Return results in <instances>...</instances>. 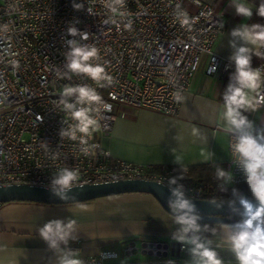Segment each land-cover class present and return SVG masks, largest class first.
<instances>
[{"label": "built area", "instance_id": "obj_1", "mask_svg": "<svg viewBox=\"0 0 264 264\" xmlns=\"http://www.w3.org/2000/svg\"><path fill=\"white\" fill-rule=\"evenodd\" d=\"M74 3L83 4V9L75 10ZM184 12L192 18L187 25L181 24ZM72 24L87 32L89 39L69 36ZM223 31L222 14L200 0H0V187L52 189L55 173L71 167L79 171L75 186L153 181L170 190L179 187L190 200H214L218 192L232 188L250 191L231 156L234 134L229 133L230 158L223 168L233 174L230 185L215 177L189 180L188 168L115 159L105 155L109 152L100 144L112 124L133 111L176 117L203 56L207 75L224 76L231 63L214 51ZM70 39L97 49L92 63L105 67L112 77L110 84L102 81L105 87L100 88L87 75L68 70L65 57ZM253 67L264 69V61ZM77 85L96 88L112 105L111 112L92 105L91 115L100 130L92 131L87 143H81L79 132L75 139L69 138L76 121L60 103L61 90ZM68 99L75 102V97ZM62 132L67 135L62 137ZM173 178L176 183L169 184ZM167 244V249L154 241L129 244L125 255L145 258L128 262H119L115 251L79 258L84 264H177L185 246Z\"/></svg>", "mask_w": 264, "mask_h": 264}, {"label": "crops", "instance_id": "obj_2", "mask_svg": "<svg viewBox=\"0 0 264 264\" xmlns=\"http://www.w3.org/2000/svg\"><path fill=\"white\" fill-rule=\"evenodd\" d=\"M214 6L223 16L224 31L215 44L214 51L222 59L235 49L231 47V30L242 23L255 22L236 15L230 0H200ZM240 42L237 41V47ZM254 58V56H253ZM257 63L258 56L253 59ZM207 58L202 57L199 68L184 93L178 115L169 117L147 110H137L130 117L118 118L109 134L100 139L101 146L112 158L142 166H170L191 168L197 166L223 167L228 162L229 133L223 130L222 74L207 75ZM248 119L257 130L264 129V110H249ZM194 129L198 132L194 133ZM53 219L76 220L75 231L67 247L79 251V257L95 256L102 251H115L119 262L143 259L145 256L125 255L127 245L154 241L174 243V219L148 194L134 193L96 199L71 205H45L13 202L0 208V264H57L59 250L48 248L40 238L38 229ZM223 225H200L197 233L201 240L211 241L224 264H236L225 243ZM215 230V231H213ZM190 235V234H189ZM180 251L185 263L191 264L185 245ZM177 264H179L177 262Z\"/></svg>", "mask_w": 264, "mask_h": 264}, {"label": "clouds", "instance_id": "obj_3", "mask_svg": "<svg viewBox=\"0 0 264 264\" xmlns=\"http://www.w3.org/2000/svg\"><path fill=\"white\" fill-rule=\"evenodd\" d=\"M121 3L124 0H120ZM231 7L236 15L250 19L253 16V6L249 0H230ZM83 4H73L75 10L83 9ZM255 13L264 18V0H260L255 7ZM182 25L191 22L187 12L183 13ZM223 24L221 25V27ZM68 35L88 40L89 34L81 32L74 24L67 29ZM230 35L231 47L235 49L229 59L234 64V71L230 74L229 83L222 94L223 130L234 134L235 139L230 141L231 156L234 158L239 170L242 172L244 182L247 184L252 197L250 200L242 193L234 190L236 198L230 203L229 208L240 216L234 224H225L223 232L225 243L233 254L236 264H264V129L257 130L253 121L249 120L247 113L264 106V69L253 67V56H261L264 53V24L242 23L234 27ZM237 41L240 45L237 47ZM69 52L66 54L67 68L73 74L87 75L92 81L97 82L100 88L105 87L102 81L112 82V77L106 72L105 67L99 63H92L98 55L94 47L87 44L81 45L74 39L68 40ZM60 95V103L66 112L76 121L75 131L70 139H75V132L81 133V143H87L92 131H99V121L91 115L92 105H102L105 112H111L112 105L105 102L96 88L90 86H65ZM75 97V102H69L68 98ZM177 101L179 96L177 95ZM79 105V107H78ZM99 111V108L97 109ZM198 132L194 129V133ZM67 133H61V136ZM87 154V153H86ZM109 155L110 153H104ZM182 178V177H181ZM177 178L169 181L175 184ZM216 179L225 185L234 183L233 174L223 168L216 169ZM79 181V171L76 168L61 167L51 181L53 195L62 200L75 199L68 193ZM222 190L223 189V186ZM175 200L168 201V208L175 216V222L180 225V235L174 236L182 244H189L191 264H224L217 251L212 247L211 241L201 240L199 235L200 225L197 221L201 218L196 212L195 204L185 198L181 189L171 190ZM239 203L240 208L235 207ZM76 220L69 219L67 223L60 219L46 222L38 229L39 236L46 242L48 248L58 252L57 264H84L79 258V251L61 248V244L67 245L69 238L75 239L72 233L75 231ZM215 231V230H213ZM192 234V235H189Z\"/></svg>", "mask_w": 264, "mask_h": 264}, {"label": "water", "instance_id": "obj_4", "mask_svg": "<svg viewBox=\"0 0 264 264\" xmlns=\"http://www.w3.org/2000/svg\"><path fill=\"white\" fill-rule=\"evenodd\" d=\"M148 194L152 196L161 208L175 219L174 214L168 208V201L171 198L175 200L172 195V191L153 181H119L115 183L98 184V185H83L75 186L68 193L69 196L75 197V199L62 200L60 197L53 195L51 189H45L42 187H34L28 185H13L0 187V204H7L13 202H26V203H39L45 205H71L90 202L96 199L118 196L124 194ZM190 200V199H188ZM253 203H255L254 199ZM195 204L196 212L200 215V219L197 221L199 225L213 224V225H225L234 224L238 219L233 217H239L234 213L229 205L232 201H220V200H190ZM235 207H240L239 203ZM161 246V244H158ZM164 249L168 248V244H163ZM174 245H171V252H174Z\"/></svg>", "mask_w": 264, "mask_h": 264}, {"label": "trees", "instance_id": "obj_5", "mask_svg": "<svg viewBox=\"0 0 264 264\" xmlns=\"http://www.w3.org/2000/svg\"><path fill=\"white\" fill-rule=\"evenodd\" d=\"M257 56H254L253 59H255ZM264 61V55L258 56L257 63L252 62V65L255 66L259 62ZM234 71V64H231L228 68V70L224 74V79H223V92L226 89L227 84L229 83V77L230 74ZM217 168H223V167H208V166H197V167H191L188 168V178L189 180H194V181H208L211 177L216 178V169ZM187 178H184V182L187 181ZM234 190L236 192L239 190L240 193L245 195L247 198H253L252 194L248 190H240L238 188H232V189H227L225 191L218 192L217 195L214 197V200H220V201H233L236 196L234 195ZM4 205V204H2ZM235 219H240L239 217H233ZM208 226L215 227L216 225L213 224H208ZM219 226V225H218Z\"/></svg>", "mask_w": 264, "mask_h": 264}, {"label": "rangeland", "instance_id": "obj_6", "mask_svg": "<svg viewBox=\"0 0 264 264\" xmlns=\"http://www.w3.org/2000/svg\"><path fill=\"white\" fill-rule=\"evenodd\" d=\"M256 4H258L259 5V3H260V0H253ZM254 23H261V24H264V18H262V17H259L258 15H256V17H255V22ZM259 51H260V49H259ZM238 193H240L239 192V190L237 191ZM174 219V218H173ZM174 222H175V219H174ZM177 223L175 222V225H176ZM203 225H207L208 226V224H203ZM216 227H218V225H216ZM174 231H175V234H180L179 233V231H178V229L175 227L174 228ZM174 243H179V241L178 240H174ZM186 246L188 245V244H185ZM136 246H139V243H136ZM127 256V255H126ZM128 258L127 259H130V258H132V257H130L129 258V256H127ZM177 262L179 263V264H188V263H185V261L181 258V257H179V258H177ZM190 264V263H189Z\"/></svg>", "mask_w": 264, "mask_h": 264}]
</instances>
